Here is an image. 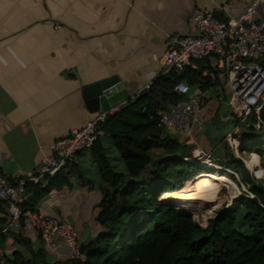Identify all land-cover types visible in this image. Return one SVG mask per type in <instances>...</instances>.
<instances>
[{
    "label": "crops",
    "instance_id": "obj_1",
    "mask_svg": "<svg viewBox=\"0 0 264 264\" xmlns=\"http://www.w3.org/2000/svg\"><path fill=\"white\" fill-rule=\"evenodd\" d=\"M248 1L0 0V175L9 182L26 179L49 154L56 138L83 126L97 113L86 106L85 87L115 77L131 99L160 75L170 43L193 31L194 11H210L228 20ZM200 67L203 76L217 79L218 84L205 90L190 87L194 94L188 96H200L203 101L207 128L199 143L216 150L219 142L212 139L218 133L216 127L227 120L228 108L233 111L222 69L212 58L196 62L193 69ZM173 137L182 145L191 144ZM71 163L76 167L68 185L38 198L29 192L17 205L67 220L81 245L103 231L96 221L101 179L89 150L77 154ZM12 206L0 202V230ZM0 253L9 260L24 257L30 264L72 259L60 240L47 244L22 221L0 235Z\"/></svg>",
    "mask_w": 264,
    "mask_h": 264
},
{
    "label": "trees",
    "instance_id": "obj_2",
    "mask_svg": "<svg viewBox=\"0 0 264 264\" xmlns=\"http://www.w3.org/2000/svg\"><path fill=\"white\" fill-rule=\"evenodd\" d=\"M202 70V67L187 68L182 73L170 70L166 75H158L139 98L97 126L96 140L88 150L101 179L96 221L103 231L79 246L82 259L58 264H264V184L255 183L233 154L227 153L224 161L213 162L236 173L252 197L238 196L218 211L205 228L177 211L176 203L179 207L183 204L180 199H164L175 205L161 199L164 192L200 175L205 167L186 161L185 158L191 157L190 148L148 117L150 114L155 117L182 99L174 91L178 81L200 90L218 84L217 79L211 81L209 76H203ZM230 117L231 121L217 125L218 133L212 139L219 142L224 131L231 132L237 127L235 115ZM249 121L252 139L242 150L263 161L264 104ZM159 148L164 155L146 178H130L152 162L150 152ZM75 167L74 163L67 164L48 178L44 187L26 182L25 192L38 198L51 189H60L69 184V175ZM225 171L223 174L236 182L234 175ZM9 261L30 264L24 257Z\"/></svg>",
    "mask_w": 264,
    "mask_h": 264
},
{
    "label": "built area",
    "instance_id": "obj_3",
    "mask_svg": "<svg viewBox=\"0 0 264 264\" xmlns=\"http://www.w3.org/2000/svg\"><path fill=\"white\" fill-rule=\"evenodd\" d=\"M263 2L249 0L236 17L228 20L219 19L210 11H194L191 15L193 31L173 40L163 55L161 75H166L170 70L182 73L187 68H195L198 61L214 59L216 66L223 71V85L229 94V105L235 114L237 127L247 125L251 115H258L264 104ZM149 85L145 84L129 101L117 102L106 112H97L83 126L72 128L67 134L56 138L49 147V154L43 157L33 174L26 179L9 182L0 175V202L13 204L0 235L22 221L35 229L47 244L58 239L69 248L72 259H82L73 224L38 211L19 208L17 203L27 197L24 189L26 182H39L44 187L48 178L71 163L77 154L92 147L99 124L139 98L140 93L146 91ZM174 91L182 99L155 117L150 114L148 118L155 119L157 126L168 134L196 144L205 124L201 111L202 98L188 96L189 87L184 81H178ZM201 156L211 161V154L197 147L192 149L191 157L185 160L194 161ZM0 264L24 263L11 262L0 253Z\"/></svg>",
    "mask_w": 264,
    "mask_h": 264
},
{
    "label": "rangeland",
    "instance_id": "obj_4",
    "mask_svg": "<svg viewBox=\"0 0 264 264\" xmlns=\"http://www.w3.org/2000/svg\"><path fill=\"white\" fill-rule=\"evenodd\" d=\"M190 94H192V95L194 94V89H191V91L188 92V95H190ZM228 97H229V95H228ZM225 112H226V116L228 117V118H226L227 121H231L232 118L230 117V115L231 114L235 115V114L233 112H231L229 110V108ZM225 121L226 120H223L222 122H225ZM250 125H252L251 121H249L248 125H245L243 127L242 126L236 127V125H235L234 130L231 132L224 131L221 134V136L219 137V143H218L219 146L217 148H215L216 150L205 149L203 144L199 143L198 140H196V144H193V143L188 144L187 147H188V149L190 148V153H191L192 149L195 147L200 148L203 151L207 150L206 152L211 154V158H210L211 161L210 162H212V163H214L213 161L217 160V159L219 161H224L226 154L231 153L235 157H237L238 159H240L242 161L244 168L247 170L249 176L251 177V179L255 183L264 184V160L261 161V159L254 153H249L246 150H242L245 147V145L248 142H250L252 139L249 136L250 131L248 130V127ZM253 126L255 129H257V125H253ZM206 128L207 127L205 124L203 131L201 132L199 137H197V139L200 138L201 135L206 134ZM213 146H214V144H210V148H212ZM163 155H164L163 151L160 148L152 150L150 152L152 162L145 169H143L141 172H139V174L132 175L130 178H133V179L143 178V179H145L146 175L153 169L154 163L156 161H158V159L161 158ZM193 162L197 163L199 165H203L204 167H205V164L208 163V161L203 156L196 157ZM225 170L226 169L223 168V170L220 171L219 173L223 174V171H225ZM205 171H207V169H204V172ZM225 172L234 175V177L236 179V182H234L233 180H231L228 177L231 180V182H233V183H231L232 187H231V185L230 186H216V184L214 183L213 186L215 187V192H216L215 197L214 198H208V197H206V195L205 196H203V195L198 196V197H196V199L199 201V204H194L193 205L194 207L191 206L188 208H182V207L177 206V203L175 205L173 202H169L170 200L166 201L163 199V197H161V199H162V201H165L167 204L175 205L178 212L182 211L181 213L189 214L190 217L192 218V220L195 223L197 222L196 224L199 227L205 228L208 221L210 219L214 218L218 211H221L223 208H226L227 206H229L233 202V200L235 198H237L238 196L245 195V196L252 197V195L248 192V188L242 183L240 177L236 173H234L231 170H226ZM201 180H203V181H201ZM185 182L186 181H184L181 185L176 186V188L182 186ZM199 182L209 183L210 181L206 177H200L199 179L194 180V182L191 186H194L196 183H199ZM232 194L234 195V197ZM172 198H179L182 201V203H184L185 201L190 199V198H182L179 196L178 197L174 196V197H171L170 199H172ZM214 200L215 201L217 200L216 201L217 206L215 208L211 209V211L209 212V210H208L209 203L214 202ZM201 203H203V204H201ZM202 217L206 218L204 222L202 221L203 220Z\"/></svg>",
    "mask_w": 264,
    "mask_h": 264
},
{
    "label": "bare ground",
    "instance_id": "obj_5",
    "mask_svg": "<svg viewBox=\"0 0 264 264\" xmlns=\"http://www.w3.org/2000/svg\"><path fill=\"white\" fill-rule=\"evenodd\" d=\"M205 169H207V171L202 172L200 175L192 178L191 180L186 181L181 187H179L173 191L164 192V194L162 196L163 199H169V198L174 197V196H177V197L179 196L182 198H190L180 206L182 208H188V207L193 206L194 204H199V201L196 199V197H198V196H201V195L205 196L206 195V197H208V198H214L215 193H216L215 187L213 186L214 183L216 184V186H230L231 183H233V182H231V180L227 176L219 173L220 171L223 170V168L218 166L217 164H214L212 162H208L205 164ZM200 177H206L207 179H209L210 182L209 183L199 182V183H196L194 186H191L193 184L194 180L199 179ZM231 187H232V185H231ZM233 197H234V195H233ZM216 201L214 200V202L209 203V208H208L209 212L211 211V209H213L217 206ZM203 203H201V204H203ZM205 219L206 218H203L202 221L204 222Z\"/></svg>",
    "mask_w": 264,
    "mask_h": 264
},
{
    "label": "water",
    "instance_id": "obj_6",
    "mask_svg": "<svg viewBox=\"0 0 264 264\" xmlns=\"http://www.w3.org/2000/svg\"><path fill=\"white\" fill-rule=\"evenodd\" d=\"M83 97L90 112L101 113L106 112L117 102L130 100L128 92L115 77L85 87ZM186 215L190 216L189 214Z\"/></svg>",
    "mask_w": 264,
    "mask_h": 264
}]
</instances>
